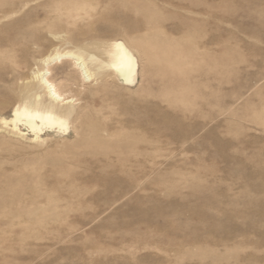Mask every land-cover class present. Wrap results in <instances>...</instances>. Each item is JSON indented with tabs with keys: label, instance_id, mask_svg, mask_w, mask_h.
<instances>
[{
	"label": "rangeland",
	"instance_id": "obj_1",
	"mask_svg": "<svg viewBox=\"0 0 264 264\" xmlns=\"http://www.w3.org/2000/svg\"><path fill=\"white\" fill-rule=\"evenodd\" d=\"M72 1L41 0L6 21L24 20L0 61L22 47L31 61L36 40L38 55L74 51L76 36L53 47L45 28L60 23L43 20ZM150 1L160 61L137 53L143 90L83 82L67 58L52 66L74 100L69 132L13 134L2 120L16 85L0 81V264H264V0L139 8ZM108 12L103 36H138L128 10Z\"/></svg>",
	"mask_w": 264,
	"mask_h": 264
},
{
	"label": "bare ground",
	"instance_id": "obj_2",
	"mask_svg": "<svg viewBox=\"0 0 264 264\" xmlns=\"http://www.w3.org/2000/svg\"><path fill=\"white\" fill-rule=\"evenodd\" d=\"M1 1L0 43L11 46V48L20 46L18 38L16 36L11 37V35L22 32L24 20L19 19L12 25L5 24V22L14 20L30 5L41 0ZM89 3L87 0H76L64 4L62 7L56 6L55 9L43 13L44 21L55 19L60 23L59 28L49 25L45 28L46 35L52 38V41L48 40L50 44L56 47L58 42H70L71 38L76 36L75 41L77 43L74 51L61 53L55 48L45 55H38L42 42L36 40L31 44L33 51L31 61L26 57V47L21 48L23 55L20 60L9 56L6 61H0L2 63L0 65V81L15 84L19 99V104L13 110V118L11 120L3 118L2 120L4 125L13 126L11 129L13 134L23 136L19 129L21 124L26 125L36 139H39L40 134L47 128L68 131V117L75 110L74 100L66 97L52 78V66L62 58L70 59L74 68L80 73L83 82L88 83L92 79L99 82L108 77L114 78L117 85L128 89L138 87V89L143 90L146 88L137 53L149 57L152 63L160 61L155 54L157 44L153 25L156 13L152 1L144 5L143 8H139V0H102L99 6L94 5V1ZM44 5L45 3L39 6ZM112 9L117 12L129 11L128 21L131 23L132 31L135 30L138 36L129 40L126 38L107 39L103 36L104 30L100 26L105 21H111L108 10ZM112 23L114 24V21ZM98 27L100 28L98 29ZM93 32L95 34H92ZM128 32L130 31L128 30ZM140 32L142 35L139 34ZM7 105L9 104L7 103ZM148 108L150 111L154 110L155 104ZM104 132L111 135L109 129H105ZM129 142L131 144L144 143L148 147L153 143L148 137L137 136L132 137ZM137 162L143 161L137 158Z\"/></svg>",
	"mask_w": 264,
	"mask_h": 264
}]
</instances>
